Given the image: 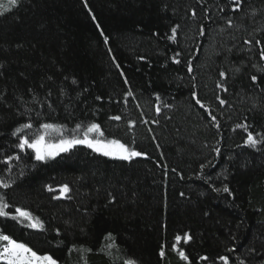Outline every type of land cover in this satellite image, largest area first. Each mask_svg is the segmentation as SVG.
I'll return each instance as SVG.
<instances>
[{"label":"trees","instance_id":"trees-1","mask_svg":"<svg viewBox=\"0 0 264 264\" xmlns=\"http://www.w3.org/2000/svg\"><path fill=\"white\" fill-rule=\"evenodd\" d=\"M239 5L0 8V180L10 185L0 184L10 213L0 233L57 264H264V0ZM43 124L58 129L46 143L82 139L98 124L103 136L89 139L119 140L141 155L77 144L37 160L18 144L44 134ZM60 182L69 193L58 192ZM17 208L42 227L13 219Z\"/></svg>","mask_w":264,"mask_h":264},{"label":"snow or ice","instance_id":"snow-or-ice-1","mask_svg":"<svg viewBox=\"0 0 264 264\" xmlns=\"http://www.w3.org/2000/svg\"><path fill=\"white\" fill-rule=\"evenodd\" d=\"M18 3L19 0H7V4L8 6H10V8L17 7ZM235 6L237 8L240 6L239 0H235ZM0 8H4L5 12L10 10V8L6 7L5 5H0ZM229 23H231V21H229ZM173 33H175V29H173ZM257 43H259V41H257ZM261 56L264 57V51L261 52ZM221 75L223 76L224 73H221ZM252 79L255 80L256 77L254 76L252 77ZM73 83H75V81H73ZM221 103H224V101H221ZM157 111H159V109H157ZM114 119H119V117H115ZM213 120H215V117H213ZM31 127L32 125L30 123L24 124L21 127L16 128L12 134L16 135L17 133L21 132L22 128L30 129ZM79 127L80 126L77 125V128ZM239 127H244L245 131H247L246 126L241 125ZM41 128L45 130L44 134L37 135L35 139L31 140V142H29L28 137L21 136L20 142L18 144V147L20 149H24L25 146L34 149L37 160H44L48 156H53L58 154L59 152L68 151L70 148H72L77 144H86L88 147L93 148L95 151L102 152L103 155L105 156L116 155L121 159H130L131 157L141 155V153L139 152L130 151L128 147L122 144L119 140H111L105 143L100 140L93 141L89 139L88 133L100 132V126L98 124H91L88 127L87 131L85 132L84 138L82 139L76 137H73L71 139H61L56 144L45 142V134H48L49 130H58L56 126L52 124H43L41 125ZM100 135L103 136V133L100 132ZM259 142L260 141H258L251 132L248 133L246 143L249 146L255 147ZM216 151H219V149H217ZM18 158L19 157H17V159ZM11 159L12 157H8V160ZM0 184H2V186L5 188L10 186L7 183H3L2 180H0ZM67 191H68V186L64 185L63 188L61 189V194L63 195ZM224 191H228V188L225 187ZM7 207L8 205L4 203L3 197H0V216L10 215V213L4 211V209ZM15 211H16V215L12 216L13 219H21V218L26 219L29 221L28 227L31 228L42 227V224L38 222V218H33L32 214L27 210L17 208ZM34 220L37 222H34ZM176 239L177 241H179L180 237L177 236ZM161 255H163V252H161ZM180 256L185 260L188 259V257L185 255L183 251L180 252ZM222 259L227 260V257H222ZM0 262H3V264H57V261L53 259L51 255L48 254L39 255L37 252L33 251L32 248H30L25 243L18 242L17 240L3 233H0ZM125 264H136V262L132 259H129L125 261Z\"/></svg>","mask_w":264,"mask_h":264},{"label":"rangeland","instance_id":"rangeland-1","mask_svg":"<svg viewBox=\"0 0 264 264\" xmlns=\"http://www.w3.org/2000/svg\"><path fill=\"white\" fill-rule=\"evenodd\" d=\"M93 149V148H92ZM102 153V152H101ZM54 156V155H53ZM112 156H114V155H112ZM50 157V156H49ZM55 185V184H54ZM58 185H60V186H58ZM63 185H66L65 184V182H60L59 184H57V186H58V188H57V190H58V192H60L61 193V189L63 188ZM68 186V185H67ZM68 188H69V186H68ZM53 189H56V188H53ZM52 189V190H53ZM69 190H71V189H69ZM69 190L67 191V193H69ZM70 195L72 196L73 195V191H71V193H70ZM52 198H53V196H52ZM53 200H55L54 198H53Z\"/></svg>","mask_w":264,"mask_h":264}]
</instances>
